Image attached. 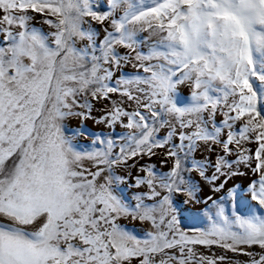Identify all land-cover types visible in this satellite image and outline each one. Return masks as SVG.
<instances>
[{
  "label": "snow or ice",
  "instance_id": "6c2138e0",
  "mask_svg": "<svg viewBox=\"0 0 264 264\" xmlns=\"http://www.w3.org/2000/svg\"><path fill=\"white\" fill-rule=\"evenodd\" d=\"M0 264H264V0H0Z\"/></svg>",
  "mask_w": 264,
  "mask_h": 264
},
{
  "label": "rangeland",
  "instance_id": "374dc122",
  "mask_svg": "<svg viewBox=\"0 0 264 264\" xmlns=\"http://www.w3.org/2000/svg\"><path fill=\"white\" fill-rule=\"evenodd\" d=\"M72 124H75L76 123V121H72L71 122ZM89 123V126H91V122H88ZM155 162V161H154Z\"/></svg>",
  "mask_w": 264,
  "mask_h": 264
}]
</instances>
